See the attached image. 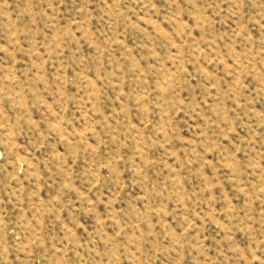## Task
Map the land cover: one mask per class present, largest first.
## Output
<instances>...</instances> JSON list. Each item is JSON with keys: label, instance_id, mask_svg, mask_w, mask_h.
Returning a JSON list of instances; mask_svg holds the SVG:
<instances>
[{"label": "rangeland", "instance_id": "obj_1", "mask_svg": "<svg viewBox=\"0 0 264 264\" xmlns=\"http://www.w3.org/2000/svg\"><path fill=\"white\" fill-rule=\"evenodd\" d=\"M0 264H264V0H0Z\"/></svg>", "mask_w": 264, "mask_h": 264}]
</instances>
